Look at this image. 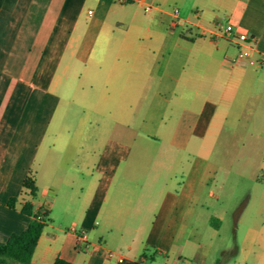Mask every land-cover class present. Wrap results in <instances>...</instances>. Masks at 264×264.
Wrapping results in <instances>:
<instances>
[{
    "label": "crops",
    "instance_id": "crops-1",
    "mask_svg": "<svg viewBox=\"0 0 264 264\" xmlns=\"http://www.w3.org/2000/svg\"><path fill=\"white\" fill-rule=\"evenodd\" d=\"M228 122L258 139L262 177L264 0H0V243L45 209L32 264H192ZM251 217L236 264H264Z\"/></svg>",
    "mask_w": 264,
    "mask_h": 264
},
{
    "label": "rangeland",
    "instance_id": "rangeland-1",
    "mask_svg": "<svg viewBox=\"0 0 264 264\" xmlns=\"http://www.w3.org/2000/svg\"><path fill=\"white\" fill-rule=\"evenodd\" d=\"M233 128L237 126L232 122L225 125L214 150L213 137L208 140V168L204 176L208 183L188 218V242L194 245L188 257L192 264H201L203 256L204 264H236L242 258L239 248L243 232L253 220L252 213L259 208L264 210V182L259 179L264 178V173L260 177L258 139L226 137Z\"/></svg>",
    "mask_w": 264,
    "mask_h": 264
},
{
    "label": "trees",
    "instance_id": "trees-1",
    "mask_svg": "<svg viewBox=\"0 0 264 264\" xmlns=\"http://www.w3.org/2000/svg\"><path fill=\"white\" fill-rule=\"evenodd\" d=\"M24 187L30 193L35 192L34 180L31 176L24 180ZM29 213L28 205L22 209ZM44 218L40 214L33 216L29 226L20 233L12 234L6 242L0 243V264H32L33 251L44 227ZM53 264H71L69 261L57 257Z\"/></svg>",
    "mask_w": 264,
    "mask_h": 264
},
{
    "label": "built area",
    "instance_id": "built-area-1",
    "mask_svg": "<svg viewBox=\"0 0 264 264\" xmlns=\"http://www.w3.org/2000/svg\"><path fill=\"white\" fill-rule=\"evenodd\" d=\"M145 8H146V10H150L151 9V4H147ZM174 12H175V14H177L178 13V9L175 8ZM232 36L240 45H242L243 43H248L249 42V35L245 31L237 30V31L233 32ZM241 59H244V60L248 61L250 64L257 63V59L254 58L251 55L250 50L246 49V48H242L240 46L238 48L237 55L234 58H232L231 60L232 61H238V60H241ZM44 211H45V209H43L40 212L41 219H43V215L45 213ZM141 263L144 264L143 261Z\"/></svg>",
    "mask_w": 264,
    "mask_h": 264
}]
</instances>
